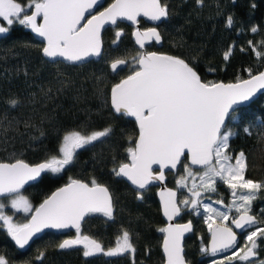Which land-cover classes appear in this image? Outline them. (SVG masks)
Instances as JSON below:
<instances>
[{
    "label": "snow or ice",
    "instance_id": "6c2138e0",
    "mask_svg": "<svg viewBox=\"0 0 264 264\" xmlns=\"http://www.w3.org/2000/svg\"><path fill=\"white\" fill-rule=\"evenodd\" d=\"M195 3L202 8L205 0H195ZM232 3L235 4L236 0ZM102 6V0H0V34L10 33L14 25L24 26L43 39L42 56L78 64L89 57L102 55L101 29L106 24L115 26L118 21H130L138 25L141 17L162 22L171 15L169 5L163 0H112L103 11H95ZM256 8L255 0H249V13L255 12ZM235 23L234 16L229 14L225 26L232 28ZM250 31L258 33L260 28L253 25ZM121 35L122 31L115 32L113 44ZM133 35L140 48H144L145 41L160 42L162 39L157 27L145 31L137 28ZM247 43L248 47H241V52L251 51L264 61V40H249ZM234 50L235 44H232L223 51L225 62L230 60ZM132 61L135 67L131 73L111 87L109 106L112 114L134 117L138 135L130 140L132 146L126 149L129 162L119 163L111 172L114 177L127 178L138 190L146 191L148 185L165 180L166 169L180 166L184 175L176 181L178 190L187 188L190 193L179 200L177 191L172 189L160 193L163 215L169 221L167 226L158 229L164 234L162 264H189L182 241L185 233L193 231L192 221L172 223L183 210L203 215L211 233L212 255L235 249L232 255L225 257L230 264L234 260L242 264H264V259H254L264 245V227L258 226L264 221H258L255 215L250 214L253 202L264 193V181L246 178V154L243 151L235 155L230 152L231 138L239 131L252 135L254 125L233 130L226 123L230 114L236 112V106L249 101L264 89V71L253 74L251 69H246L249 78L238 77L234 83L210 82L197 71L195 57L186 61L179 56L144 52L132 57ZM127 63L126 59H116L109 67L113 73H118ZM23 74L28 76L26 69ZM51 92L49 88L45 95ZM8 104L15 108L18 101L11 98ZM23 124L26 129L36 127L29 120L23 121ZM260 126L264 128V120L260 121ZM12 127V121L7 127L0 121V135L5 140ZM112 131L111 126L90 133L67 129L59 137L55 149L39 163H29L15 157V154L12 159L0 160V229L6 230L16 246L25 248L45 228H72L77 235L64 239L58 249H73L82 245L84 258L100 255L127 257L130 264H137L136 248L129 231L123 230L115 246L107 249L95 239L80 235L81 222L90 214L100 213L108 220L114 219L113 196L109 188L96 178L84 182L69 177L66 184L52 192L38 207H34L22 191L25 185L41 180L45 174L62 173L74 164L78 150L102 142ZM43 136L41 131L40 137ZM260 138H264V133H260ZM192 166H199L198 170L194 172ZM189 179L192 180L191 186ZM218 183L230 190L232 200L226 206L228 211H221L201 199L202 192L198 188L216 193ZM136 198L143 200V191H137ZM207 199L211 200V197ZM215 203L224 202L218 199ZM7 207L31 214L30 219L24 223L14 222L13 216L5 211ZM233 208L239 215L231 220V224L247 231L242 248L236 247L237 236L232 227L216 223V218L221 222L228 221ZM261 213L264 214V209ZM208 251V248H201L202 253ZM43 258V252L36 257L37 260ZM0 264H9L5 255H0ZM213 264H224V261H213Z\"/></svg>",
    "mask_w": 264,
    "mask_h": 264
},
{
    "label": "trees",
    "instance_id": "16d2710c",
    "mask_svg": "<svg viewBox=\"0 0 264 264\" xmlns=\"http://www.w3.org/2000/svg\"><path fill=\"white\" fill-rule=\"evenodd\" d=\"M111 2L105 0L104 5ZM163 2L169 5L171 15L159 27L162 46L155 49L159 53L179 56L186 61L195 57L197 71L210 82L234 83L238 77L249 78L246 69H251L253 74L264 71V61H260L251 51L240 50L241 47H248L249 40H264V0H255L257 8L253 13L248 11L249 0H236L234 5L231 0H205L202 8L197 7L195 0ZM229 14L236 21L232 28L225 26ZM253 25L260 28L258 33L250 31ZM122 28L123 33L116 44H113L116 31L106 30L102 58L81 66L46 62L41 56L42 46L24 26L14 25L10 33L0 34V121L4 127L8 126L9 121L13 122L6 140L0 135V160L12 159L15 154V157L29 163H39L55 149L63 131L77 129L90 133L111 126L113 131L109 137L78 150L73 165L60 174H45L37 183L27 187L23 194L37 207L55 189L66 184L69 177L84 182L96 178L109 188L113 196L114 219L89 215L81 226L80 235L95 239L107 249L115 245L123 230H127L136 248L137 264H162V234L158 229L164 224L155 199V188L144 191V199L139 200L137 193L111 172L119 163L128 162L126 149L132 146L130 140L138 135L134 122L112 114L109 106L111 87L131 73L135 67L132 57L139 54L130 39V29ZM232 44H235V50L230 60L225 62L223 51ZM116 59H126L128 63L124 70L113 73L109 65ZM25 69L27 77L23 74ZM49 88L52 92L45 95ZM11 98L18 101L15 108L9 107ZM25 120L36 127L26 129L23 124ZM261 120H264V94L249 106L237 110L227 123L233 130L254 125L252 135L239 131L230 140L233 155L240 151L246 154L248 168L245 175L254 181H264V138H260L264 128L260 126ZM41 131L44 132L43 137H40ZM183 175L182 167H179L176 175H167V185L178 191V200L183 198V189L178 190L176 181ZM218 192L219 196L214 197L222 199L225 204L230 190L218 185ZM258 203L264 206V196L255 201L253 207L256 208ZM14 216L24 223L30 215L23 219L19 214ZM189 220L194 232L185 240L186 260L190 264H205L207 260L200 258L206 253H202L201 248L207 246L208 233L200 226L198 219L182 211L181 221ZM259 226L264 227L263 222ZM75 235L76 232L70 234ZM63 238L45 232L41 238L30 243L25 252L20 253L13 247L7 233L0 229V255H5L9 264H130L127 257L108 258L100 255L84 258L82 247L60 250L57 246ZM41 252L44 258L37 260ZM258 259H264L261 252ZM231 264L242 262L233 261Z\"/></svg>",
    "mask_w": 264,
    "mask_h": 264
},
{
    "label": "water",
    "instance_id": "95a60500",
    "mask_svg": "<svg viewBox=\"0 0 264 264\" xmlns=\"http://www.w3.org/2000/svg\"><path fill=\"white\" fill-rule=\"evenodd\" d=\"M102 3H103V6L102 7H97L95 8V11L96 12H99V11H103L104 8H106L107 6H105V0H102ZM112 3V2H111ZM231 3H232V0H231ZM233 4V3H232ZM234 5V4H233ZM86 16L88 15L87 13L85 14ZM140 21H142L143 23L151 26V27H158L159 25H161L163 22L165 21H162V22H156V21H150L148 20L147 18H144V17H141L140 18ZM119 24H123L129 28L132 29V32H131V41L133 42V44L135 45V47L137 48V50L140 52V53H144V52H147L145 49L147 46L151 45L152 43H154L157 48H161L162 46V39L160 42H156L155 40H148V41H145V46L144 48H140V46L135 42V36L133 35V32L137 30V28L140 30V31H143L141 30L140 28V23L138 25H134L132 24L130 21H118L117 22V25H111V24H106L102 29H101V39H102V55L100 57H89L88 59H86L83 63H78V64H72L70 62H67V61H63L61 58H57L56 60H52L50 58H47V57H44L42 56V58L50 63V64H55V63H61V64H64V65H68V66H81V65H84V64H87L89 62H98L102 56H103V51H104V47H103V35H104V32L108 29H114L116 28ZM27 31L30 33V35L32 36V38L37 42L39 43L41 46H43V39L39 36H37L36 34H34L30 29L27 28ZM145 31V30H144ZM158 53V52H156ZM158 54H164V53H158ZM127 64L122 66V68L118 71H122L126 68ZM111 90V89H110ZM264 94V89L262 90H259L249 101L247 102H244L243 104L241 105H238L236 106L237 110L241 109V108H245L247 106H249L250 104H252L255 100H257L261 95ZM109 97H110V94H109ZM236 110V111H237ZM116 116H121L119 114H114ZM232 114H230L231 116ZM230 116L226 119V123H228V120L230 118ZM125 117L126 119L134 122L135 126H136V129H137V133H138V125L135 121V118L134 117H129V116H123ZM129 162V161H128ZM154 168H156L157 166L156 165H153ZM179 167L177 169H173V170H165V180L163 182H154L150 185H148L147 187V190L151 189V188H155V199H156V202L158 203V206H159V211H160V217H161V220L163 221L164 223V227L167 226V224L169 223V221L167 220V218L163 215V206H162V201H161V197H160V193L161 192H164L166 189H172L173 191H176L175 189L169 187L167 185V175L171 174V175H176L178 170H179ZM198 167L199 166H192L193 170L197 171L198 170ZM121 180H123L133 191L137 192V191H145V190H138L136 188L135 185H133L130 181L127 180V178H121L119 177ZM38 181H34V182H30L29 184L25 185V188L22 190L24 191L27 187L37 183ZM56 190V189H55ZM54 190V191H55ZM53 191V192H54ZM51 195V194H50ZM178 198V197H177ZM39 206V205H38ZM37 206V207H38ZM31 215V214H30ZM90 215H102L100 213H93V214H90ZM89 216V215H88ZM86 216L84 218V220L81 222V226L82 224L85 222V220L87 219ZM103 216V215H102ZM181 217H182V212H181V215L180 217H177L174 221H172V223H179V224H183V223H187L188 221H185V222H182L181 221ZM234 217H238V216H232L230 219H229V227H232L233 231L236 233V236H237V245L236 247L238 246L239 244V238L241 235H243L246 231L245 230H241V229H237L235 228L234 225L231 224V220L234 218ZM30 219V216L29 218ZM219 224V223H217ZM255 227V226H254ZM249 230H252V229H249ZM193 231H194V226H193ZM193 231L192 232H189V233H185L184 235V238H183V241H182V244H183V247H184V244H185V240L191 235L193 234ZM45 232H52L54 234H57V235H60V236H64L65 238L64 239H69V234L71 233H75L76 230L75 229H72V228H69V229H54V228H45L43 229L42 231H40L39 233H37L33 239L29 242L32 243L36 240H38L39 238H41V236L45 233ZM162 235L164 236V234L162 233ZM11 239V238H10ZM63 239V240H64ZM162 241H163V237H162V240H161V245H160V250H161V254H162V258H163V251H162ZM11 242L13 244V247L15 248L16 251L20 252V253H23L26 251L27 246H25V248L23 249H20L18 246L15 245V242L11 239ZM78 247H83L82 245L81 246H78ZM76 247V248H78ZM76 248H73V249H76ZM209 249L208 252H206L203 256H201V260H213V259H220V258H223L225 256H228L230 255L235 249H228V250H225V251H222V252H218L216 253L215 255H212L211 252H210V248H211V233L209 235V239H208V242H207V247ZM73 249H66V250H73ZM184 253H185V248H184ZM255 259V258H254ZM190 264V263H189Z\"/></svg>",
    "mask_w": 264,
    "mask_h": 264
},
{
    "label": "rangeland",
    "instance_id": "374dc122",
    "mask_svg": "<svg viewBox=\"0 0 264 264\" xmlns=\"http://www.w3.org/2000/svg\"><path fill=\"white\" fill-rule=\"evenodd\" d=\"M138 52H139V51H138ZM173 176H174V175H173ZM191 183H192V180L189 179V180H188V184H189V186H191ZM196 183H197V185H199V183H200V181H199L198 178H197V180H196ZM218 185H219V186H221V185H222V186H226V185L219 184V183H218ZM226 187H227V186H226ZM198 190H200V191L202 192L201 199L203 200L204 203H212V204H213V207L219 208L221 211H228V208H227L226 206H228V205L231 204V200H232L231 195L226 199L227 202H226L225 204H224V203H223V204H216L215 201H216L217 199H216V197H214V196H219V192H218V190H217L216 193H212V192H204L202 188H198ZM177 192H178V191H177ZM136 193H137V192H136ZM182 195H183V198H184V196H189V195H190V193H188L187 188H184V189L182 190ZM263 196H264V193L260 194V195L258 196V198H257L255 201L261 200V198H262ZM207 197H211V200L207 199ZM183 198H182V199H183ZM255 201H254V202H255ZM254 202H253V204H252V211L255 209L256 212H255L254 214H257V215L262 219V221H264V214L261 213V209H264V206H263V205H260V204L258 203V204L256 205V208H254V207H253ZM5 211H6L7 214L13 216V220H14V222H16V223H23V222H19V219H18L17 217L14 216L15 214H19L20 217H21L20 219H23L24 217H28V216L30 215V214H26V213H23V212H16L14 209H11L10 207H7V208L5 209ZM183 211H184V213L189 214L191 217L198 219L200 226L203 227V228H205L206 232L208 233V226H207V224H206L205 221H204L203 215H196V214H194V213L189 212L188 210H183ZM252 211H251L250 214H252ZM200 212H201V213L203 212V209H202V208L200 209ZM231 214H238V213H236L235 209L233 208V209L229 212V217H230ZM216 223H219V224H221V225H224V224L227 225V221H223V222H221V221L219 220V218H216ZM263 224H264V222H263ZM261 227H262V226H261ZM2 230H4V229H2ZM4 231L6 232V230H4ZM246 235H247V234H246ZM246 235L244 236V239H243V241H242V244L239 246V248L244 247V245H245V243H246V240H245ZM75 236H76V235H75ZM75 236H69V237H70V238H75ZM114 246H115V245H114ZM114 246H113V247H114ZM261 247H262V250H260V252H261V254L264 255V251H263V250H264V246L262 245ZM230 255H232V253H231ZM230 255H228V256H230ZM259 255H260V253H259ZM225 257H227V256H225ZM225 257L220 258V259H213V260L206 261L205 264H213V261H220V260H223L224 262H229L228 260L225 259ZM256 259H258V257H256ZM234 261H238V260H234ZM232 262H233V261H232Z\"/></svg>",
    "mask_w": 264,
    "mask_h": 264
},
{
    "label": "flooded vegetation",
    "instance_id": "af4514ba",
    "mask_svg": "<svg viewBox=\"0 0 264 264\" xmlns=\"http://www.w3.org/2000/svg\"><path fill=\"white\" fill-rule=\"evenodd\" d=\"M162 25V24H161ZM161 25H159L158 27H157V30L159 31V27L161 26ZM122 26H125V25H123V24H119L116 28H114L113 30H115V31H118V30H120V31H122V33H123V28H122ZM126 28H129V27H127V26H125ZM151 26H149V25H147V24H145V23H143L142 21H140V28H141V30H146V29H148V28H150ZM130 29V39H131V32H132V29L131 28H129ZM108 30H110V29H108ZM112 30V29H111ZM135 46V45H134ZM137 49V48H136ZM155 49H157V46L154 44V43H152L151 45H149V46H147L146 47V51L147 52H158L157 50H155ZM140 53V52H139ZM159 53V52H158ZM255 212H256V210H255ZM254 212V210L252 211V215H255L256 217H257V220L259 221V218H258V215L257 214H254L255 213ZM239 214H231L230 215V217H229V219L232 217V216H238ZM163 222V221H162ZM164 224V223H163ZM229 225V220L227 221V226ZM258 226H259V224H258ZM163 227H164V225H163ZM250 231V230H249ZM194 232V231H193ZM162 234V233H161ZM247 234V231L243 234V235H241L240 236V240H242L243 241V239H244V236ZM209 235H210V232L208 231V239H209ZM69 236H70V234H69ZM64 237V236H63ZM162 237H163V235H162ZM65 238V237H64ZM63 238V239H64ZM200 239V238H199ZM162 240V239H161ZM240 240H239V246L242 244H240ZM241 241V242H242ZM255 259H256V257H255Z\"/></svg>",
    "mask_w": 264,
    "mask_h": 264
},
{
    "label": "bare ground",
    "instance_id": "6f19581e",
    "mask_svg": "<svg viewBox=\"0 0 264 264\" xmlns=\"http://www.w3.org/2000/svg\"><path fill=\"white\" fill-rule=\"evenodd\" d=\"M206 247H207V246H206ZM237 248H239V244H238ZM207 261H209V260H207Z\"/></svg>",
    "mask_w": 264,
    "mask_h": 264
}]
</instances>
